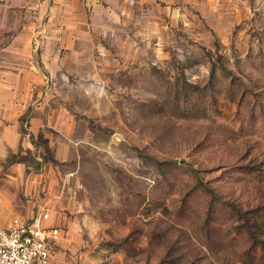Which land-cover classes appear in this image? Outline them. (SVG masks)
Segmentation results:
<instances>
[{
  "label": "rangeland",
  "instance_id": "rangeland-1",
  "mask_svg": "<svg viewBox=\"0 0 264 264\" xmlns=\"http://www.w3.org/2000/svg\"><path fill=\"white\" fill-rule=\"evenodd\" d=\"M143 13L0 150V224L49 214L53 264H264V0Z\"/></svg>",
  "mask_w": 264,
  "mask_h": 264
},
{
  "label": "crops",
  "instance_id": "crops-1",
  "mask_svg": "<svg viewBox=\"0 0 264 264\" xmlns=\"http://www.w3.org/2000/svg\"><path fill=\"white\" fill-rule=\"evenodd\" d=\"M147 2L159 5V0H0V150L16 151L27 143L24 118L29 132L40 133L57 75L77 77L91 69L84 64L100 63L95 55L110 53L119 24L142 19Z\"/></svg>",
  "mask_w": 264,
  "mask_h": 264
},
{
  "label": "built area",
  "instance_id": "built-area-1",
  "mask_svg": "<svg viewBox=\"0 0 264 264\" xmlns=\"http://www.w3.org/2000/svg\"><path fill=\"white\" fill-rule=\"evenodd\" d=\"M49 219L43 213L0 224V264H53V248L64 240V229L47 225Z\"/></svg>",
  "mask_w": 264,
  "mask_h": 264
},
{
  "label": "trees",
  "instance_id": "trees-1",
  "mask_svg": "<svg viewBox=\"0 0 264 264\" xmlns=\"http://www.w3.org/2000/svg\"><path fill=\"white\" fill-rule=\"evenodd\" d=\"M22 120H24V119H22ZM13 162L23 163L24 161L23 160H18V161L14 160ZM28 168H29V166H28ZM40 169H41V167L39 165V167L37 168V171H39Z\"/></svg>",
  "mask_w": 264,
  "mask_h": 264
}]
</instances>
